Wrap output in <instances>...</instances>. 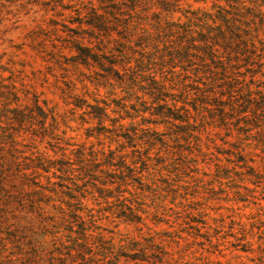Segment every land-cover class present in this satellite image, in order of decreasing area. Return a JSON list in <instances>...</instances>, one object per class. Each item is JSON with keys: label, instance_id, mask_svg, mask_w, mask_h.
Listing matches in <instances>:
<instances>
[{"label": "trees", "instance_id": "16d2710c", "mask_svg": "<svg viewBox=\"0 0 264 264\" xmlns=\"http://www.w3.org/2000/svg\"><path fill=\"white\" fill-rule=\"evenodd\" d=\"M187 1L67 0L65 5L60 3L62 10L54 15L64 16V10H68L67 21L74 26L63 23L65 29H61L56 19L49 20V32L66 34L64 43L57 44L50 39L52 52L59 55L64 48L74 52L75 63L97 66L104 71L105 83L96 86H108L107 95H115L119 89L127 96L112 98V106L106 96L99 97L97 93L89 95L93 102L74 96V101L65 99L66 104L72 106L61 114L49 107L46 100H39L36 94L28 97L27 90L11 82L1 83L5 78L0 80V189L8 193L7 197L12 195L8 197L7 207L11 204L13 207L8 212L11 214L8 220L13 218L16 224L24 221L28 226H41L42 230L48 222L52 225L58 222L57 215L44 213L41 199L31 197L32 193L44 195L46 187L37 180L40 176L51 185L55 182L50 177L67 180L78 190H86L90 184L98 197L123 201L119 199L121 194L114 195L113 191L126 190L120 187L128 185L129 181L142 183L139 181L147 176L149 167V150L156 143L168 150L169 145L161 134L148 141L147 148V138L142 139L143 129L138 127H147L148 123L180 128L175 138H182L189 148L195 146L198 151H201L200 145L192 143L193 138L199 139L198 127H236L247 139H254L253 149L262 145L264 152V81L256 78H264V37L260 36V31L264 32V0H211L214 12L190 10ZM183 2L187 9L182 6ZM176 12L181 13L183 19L169 17ZM55 40L60 39L57 36ZM164 65L178 67L177 76L166 79L164 75H157L158 67ZM245 72H249L248 80ZM110 78H113L111 82ZM69 89L67 85V91ZM138 91L150 100L146 109L132 103L142 99ZM209 95H212L211 100H208ZM126 102L135 106L133 112L127 109ZM143 102L145 105L146 101ZM77 110L80 125L104 128L117 147L104 150L95 148L92 143H71L70 137L64 136L65 130H61L62 135L56 133L61 125L69 127L68 121L76 120L73 116ZM66 112L73 116L68 117ZM147 112L150 117L145 119ZM8 127L18 128L9 131ZM144 131L147 132V128ZM26 132L31 137L47 138L53 155L59 152V157H51L27 145L23 137ZM85 135L92 136L91 129L86 128ZM120 137L132 148L130 152L124 151ZM206 140L211 141V138L206 135ZM141 141L146 146H141ZM250 147V142L237 147L241 163L234 162V165L245 168L243 176L255 184L258 167L248 163L254 161L247 156L256 155L254 150L245 149ZM135 152L138 154L134 155ZM161 164L166 165V162ZM127 208L131 216L141 220L131 206ZM32 210L37 216L22 214L33 213ZM73 214L82 223L94 220L91 213L86 214V219ZM63 219L61 216L59 222ZM52 238L37 240L40 250L53 251L49 249L56 246ZM263 244H257L261 255H264Z\"/></svg>", "mask_w": 264, "mask_h": 264}, {"label": "rangeland", "instance_id": "374dc122", "mask_svg": "<svg viewBox=\"0 0 264 264\" xmlns=\"http://www.w3.org/2000/svg\"><path fill=\"white\" fill-rule=\"evenodd\" d=\"M187 2L190 10H215L211 0ZM60 3L65 5L67 0H0V80L5 78L1 83L11 82L27 90L28 97L36 94L39 100H46L49 107L61 114L72 106L66 104L65 99L74 101L77 96L93 102L90 93L106 96L112 106V98H122L126 93L116 89L115 95H107L108 86H96L105 83L101 68L75 63L74 52L66 48L59 55L52 52L50 39L57 44L64 43L66 34L49 32V20L56 19L61 29H65L63 23L74 26L67 21L68 10H64V16L54 15L62 10ZM182 6L188 8L185 2ZM169 17L183 19L179 12ZM262 33L261 30L260 36L264 37ZM57 36L60 40H55ZM158 68L157 75H164L166 79L175 78L179 70L166 65ZM245 74L248 80L249 72ZM190 76L194 78L193 74ZM256 78L264 81L262 76ZM67 85L71 87L68 91ZM138 95L142 99H133L132 103L137 108L149 107L147 95H142L141 91ZM211 99L209 95L208 100ZM126 103L127 109L133 112L135 106ZM77 113L78 110L73 116L66 112L65 115L76 120H69V127L61 125L56 133L62 135L61 130H65L64 136L70 137L71 143H92L95 148L104 150L117 147L104 128L80 125ZM148 117L149 113H144V118ZM105 124L109 126L108 122ZM17 128L8 127V130ZM86 128L91 129L92 136L86 137ZM138 128L143 129L140 136L147 138V148L148 141L160 134L169 146L166 150L156 143L149 150V167L147 176L139 181L142 183L129 181L128 185L120 187L126 190L113 191L114 195L121 194V202L115 197L106 200L98 197L90 184L86 190H78L67 180L50 177L55 182L51 185L40 176L37 180L46 187L44 195L32 193L31 197L41 199L44 213L57 215L58 221L54 226L48 222L42 230L41 226H28L24 221L16 224L13 218L8 220L11 217L8 212L13 208L12 204L7 207L8 197L12 195L7 197L8 193L0 189V264H264V255L257 249L258 243H264V152L260 148L263 146L253 149L254 139H247L236 127H198L199 139L193 138L192 143L199 144L201 151L195 146L189 148L182 138H175L178 127L148 123L147 127ZM206 135L211 141L206 140ZM23 137L27 145L35 147L33 149L59 157V152L53 155L47 138L31 137L29 132ZM119 141L123 142L124 151L130 152L132 148L126 140L120 137ZM142 142L140 145L146 146ZM244 142L251 143V147L245 149L256 153L247 156L254 161L248 163L258 167L255 184L243 176L245 168L234 165V162L241 163L236 149ZM162 161L166 165L161 164ZM46 202L48 204H44ZM127 206H131L141 220L131 216ZM32 211L22 214L37 216L36 211ZM73 213L84 219L91 213L94 220L82 223ZM61 216L64 219L59 222ZM51 238L56 244L49 248L53 251L40 250L37 240Z\"/></svg>", "mask_w": 264, "mask_h": 264}]
</instances>
